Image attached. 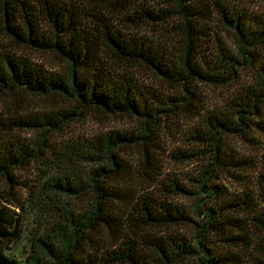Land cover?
I'll use <instances>...</instances> for the list:
<instances>
[{
	"label": "trees",
	"instance_id": "trees-1",
	"mask_svg": "<svg viewBox=\"0 0 264 264\" xmlns=\"http://www.w3.org/2000/svg\"><path fill=\"white\" fill-rule=\"evenodd\" d=\"M216 15L229 46L213 38ZM0 37V264H264V12L224 0H0ZM242 69L245 86L206 108L200 86L237 84ZM29 98L49 105L29 110ZM90 114L137 128L68 136ZM177 124L187 149L172 160L195 170L164 174L155 155ZM32 167L25 206L16 175Z\"/></svg>",
	"mask_w": 264,
	"mask_h": 264
},
{
	"label": "rangeland",
	"instance_id": "rangeland-1",
	"mask_svg": "<svg viewBox=\"0 0 264 264\" xmlns=\"http://www.w3.org/2000/svg\"><path fill=\"white\" fill-rule=\"evenodd\" d=\"M242 6L243 9L248 11L249 13H263L264 12V0H224V3H229ZM231 6V5H229ZM157 9V7H156ZM216 17V18H215ZM212 18L210 22L211 32L213 34V38L219 37L222 39V43L226 46L230 45V42L228 38H230V35L227 33H223L221 31L222 26L218 20V15ZM214 41V40H212ZM0 42H4L3 39L0 37ZM210 46L214 47L215 42H209ZM264 59V52L261 57ZM29 59L31 62L36 64H42L46 70H50L49 68L56 69L58 72H61L63 68L61 66H56L55 63L51 59L41 57L37 54H29ZM240 80L237 84H232V86H224L219 88H212L207 86H200V90L202 94L204 95V103L206 108H212L213 106L217 105H224L227 100H229L231 97L230 93L235 92L237 87H244V83L247 81L246 74L249 73V70L242 69L240 71ZM139 78L143 80V84L152 87L160 93H166L165 87H163V84L160 82H157V80H154L153 78L145 76V74H140ZM147 80V81H146ZM3 101H0V109L4 110L5 107L2 106ZM42 105H49V101L38 99V98H29V100H26V104L23 105L29 110L32 111H39L42 109ZM136 123L131 122L128 119H118V118H103V117H96V115H88L85 118H82L75 124H73L70 127V130L68 131V136H84V137H90L95 134L105 133L110 130H129V129H136ZM166 130L164 134H162V139L159 144L160 148H162V151H158V154H156V158H158L159 164L162 166V170L165 174H183L186 173H192L195 170V164H177L172 160V155L181 152L186 151V141H184V135L186 136V133L189 131L188 126H183L180 124H177L176 126H173L170 128V130ZM20 137L22 140H25L26 142H32L37 138V133L34 131H24L20 134ZM260 137V136H259ZM264 143V140H261ZM230 146L238 152L239 154H243L244 156L249 151V147L236 139L229 140ZM249 148V149H248ZM255 150H251L250 154L256 155ZM128 162L131 164L130 166H134L135 169V162L141 163V157L139 155L133 154L131 157H128ZM252 171V172H251ZM249 173H246V177L251 178L253 176V169ZM37 171L34 167L27 168L24 171H22L20 174H17L16 177H18V181L22 184H20L16 189V198L19 202H21L23 205L26 206V203L29 201V191L32 190L33 180L37 178ZM221 185L226 186L227 192L231 194H236L238 186L237 184L233 183H221ZM0 186H2V181L0 180ZM179 204L182 205H188V202H185L184 200H177ZM10 210H13L14 212H18L16 209L9 208ZM20 215H23L22 213H19ZM22 221V218H20ZM9 248H20V245H9Z\"/></svg>",
	"mask_w": 264,
	"mask_h": 264
}]
</instances>
